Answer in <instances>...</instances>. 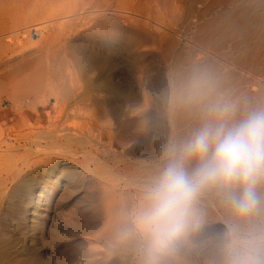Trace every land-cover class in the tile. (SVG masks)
Returning <instances> with one entry per match:
<instances>
[{"label": "rangeland", "instance_id": "1", "mask_svg": "<svg viewBox=\"0 0 264 264\" xmlns=\"http://www.w3.org/2000/svg\"><path fill=\"white\" fill-rule=\"evenodd\" d=\"M59 3L0 0V264H135L131 250L115 245V225L165 146L200 124L197 108L173 100V85L206 70L221 93L264 103V0H135L139 22L69 13L74 1ZM169 30L184 36L186 51L219 54L176 66L170 79ZM232 55L250 63L237 71L238 89L229 81ZM203 207L210 235L222 210L210 195ZM186 264L205 257L192 251Z\"/></svg>", "mask_w": 264, "mask_h": 264}, {"label": "clouds", "instance_id": "2", "mask_svg": "<svg viewBox=\"0 0 264 264\" xmlns=\"http://www.w3.org/2000/svg\"><path fill=\"white\" fill-rule=\"evenodd\" d=\"M173 100L197 108L200 124L165 146L118 219L115 245L131 250L135 264H186L192 251L205 264H264V103L221 93L206 70L175 83ZM209 195L222 214L206 235Z\"/></svg>", "mask_w": 264, "mask_h": 264}, {"label": "bare ground", "instance_id": "3", "mask_svg": "<svg viewBox=\"0 0 264 264\" xmlns=\"http://www.w3.org/2000/svg\"><path fill=\"white\" fill-rule=\"evenodd\" d=\"M61 1V3L64 1H62V0H60ZM65 1H67V0H65ZM73 1H74V5H75V8L73 7V9L74 10H71V9H68L69 7H67V11L69 12V13H71L72 11L74 12V14H75V12L77 11V12H79L78 10H83L84 12H86L87 14H88V16L90 15V16H93V17H96V18H101V17H103V16H105V15H107L106 13L108 12V11H110L111 13H113V14H116V16L117 17H119V15L120 16H122L123 15V18L125 17V19L126 18H129V19H133V20H136V22H139V21H141V20H139L140 19V15H139V13L137 12V11H134V7H135V5H136V3H135V0H134V2L131 0V2H129V4H128V8H126V7H120L121 6V4H120V6H116L114 3H116V1L117 0H72V3H73ZM126 1V0H125ZM120 2V1H119ZM122 2V1H121ZM123 2H124V0H123ZM61 3H59L58 4V6L61 4ZM66 3V2H65ZM68 4H69V2H67ZM71 3V2H70ZM148 3V2H147ZM79 4V5H78ZM153 4V3H152ZM23 5H24V3H23ZM61 5H63V4H61ZM125 5H127V4H125ZM124 5V6H125ZM25 6V5H24ZM130 6V7H129ZM29 7V6H28ZM60 7V6H59ZM62 7V6H61ZM66 7V6H65ZM77 7H78V9H77ZM114 8V9H111V8ZM63 8V7H62ZM136 8V7H135ZM137 8H139V7H137ZM124 9V10H123ZM66 10V9H65ZM70 10V11H69ZM122 10V11H121ZM141 10V9H140ZM142 10H143V8H142ZM61 11V10H60ZM67 11H65L66 13L65 14H69ZM57 12H58V10H57ZM76 12V13H77ZM149 12V11H148ZM63 13V12H62ZM64 14V13H63ZM73 13H72V15H74ZM111 15V14H110ZM115 16V17H116ZM143 17V16H142ZM104 18H106V16L104 17ZM151 18V17H150ZM163 18V17H162ZM93 19V18H92ZM103 19V18H102ZM109 19V18H108ZM131 21V20H130ZM131 24H132V22H131ZM133 24H134V22H133ZM245 24V23H244ZM141 29V28H140ZM244 29H245V26H244ZM254 30V29H253ZM170 31V30H169ZM106 32V31H105ZM225 33V32H224ZM223 33V34H224ZM98 34V33H97ZM231 34V33H230ZM229 34V35H230ZM2 35H3V33H1L0 34V44L3 42V39L1 38L2 37ZM235 35V34H234ZM167 36V40H166V42H165V46H164V52H163V57H164V61H165V67H166V71H167V74H168V76H169V78L170 79H172L173 77H172V75H173V73H174V71H175V67L176 66H185V65H187V62H192L193 61V59L195 58V57H200V58H198L197 60H196V63H201V62H203V61H208V59H212L213 60V58H214V56H215V54H219L217 51H214V50H210L208 47H206V46H197V48H194V47H192V48H194V49H191L190 48V50L188 51H186L185 49H187V44L186 43H184V36L183 35H178L177 33H174V32H171L170 31V33L168 34V35H166ZM232 36V35H231ZM244 36H245V34H244ZM190 37V36H189ZM230 37V36H229ZM232 37H234V36H232ZM241 37V36H240ZM246 37V36H245ZM262 37V35L260 36V40L262 39L261 38ZM232 39V38H231ZM231 39H229L230 41H231ZM238 39V38H237ZM241 39H243V38H241ZM253 39V38H252ZM164 40H165V38H164ZM245 40H247V39H245ZM234 41V40H233ZM233 41H231V42H233ZM160 42V41H159ZM190 42V41H189ZM251 42V41H250ZM255 42V41H254ZM190 44V43H189ZM215 44H216V42H215ZM243 44V43H242ZM250 44V43H249ZM191 45V44H190ZM238 45V44H237ZM236 45V46H237ZM251 45V44H250ZM260 45V44H259ZM245 46V45H244ZM156 47V46H155ZM238 47V46H237ZM250 47V46H249ZM249 47H247L248 49H249ZM153 48V47H152ZM160 48H161V46H160ZM163 48V47H162ZM243 48V47H242ZM247 48H246V50H247ZM154 49V48H153ZM156 49V48H155ZM241 49V48H240ZM250 49H252V47L250 48ZM160 50V49H159ZM236 50V49H235ZM253 50V49H252ZM242 51V50H241ZM236 52H237V50H236ZM248 52V51H247ZM230 53H231V51H230ZM230 53H229V55H230ZM249 53V52H248ZM216 55V56H217ZM234 55V54H233ZM233 55L231 56V58H230V56H229V81H230V85L232 86V88L233 89H235V88H237L238 89V86H239V84H235V77H236V74H237V71H239V73H241V72H247V71H249V67H248V64H250L249 63V60H248V57L247 56H243V59L242 60H239V59H236V58H234L233 57ZM254 55V54H253ZM139 56H140V54H139ZM202 56V57H201ZM236 57V56H235ZM255 57V56H254ZM133 58V57H132ZM141 58V57H140ZM139 58V59H140ZM225 59V58H224ZM252 59V58H251ZM147 60V59H146ZM145 60V61H146ZM143 61V60H142ZM147 62V61H146ZM188 63V64H189ZM194 63V62H193ZM225 65V64H224ZM256 65V64H255ZM186 67V66H185ZM208 67H209V65H208ZM220 67V66H219ZM222 68H227V66H222ZM140 71V70H139ZM222 71H223V69H222ZM188 72V71H187ZM244 72V73H245ZM252 73V72H251ZM180 74H181V72H180ZM222 74V73H221ZM242 74V73H241ZM245 75V74H244ZM179 76V75H178ZM254 76V75H253ZM239 77V76H238ZM262 78H264V77H262ZM25 79L26 78H19L18 79V81H17V84H21V83H23L22 81H25ZM46 79V80H45ZM241 79V78H240ZM243 79V78H242ZM248 79H250L249 77L247 78V83H248ZM34 80H36L37 82L39 81V84H42V85H44L42 82H47L48 83V79L44 76H38L37 78L35 77L34 78ZM71 80V79H70ZM239 80V79H238ZM246 80V79H245ZM245 80H243V81H245ZM27 81H29V80H27ZM35 81V82H36ZM172 81V80H171ZM241 81V80H240ZM31 83H33L32 81H30L29 83H28V87L27 88H29V91L28 92H30V94L32 95V96H35V94H36V92L38 91L39 92V87H37V86H35V85H33V86H29V84H31ZM242 83V82H241ZM244 84V83H243ZM49 85V84H48ZM48 85H46V87L48 86ZM59 85V84H58ZM246 86H247V84H245ZM245 85H244V89H245ZM251 88V87H250ZM247 89V88H246ZM259 90V89H258ZM235 92V91H234ZM55 93H57V92H55ZM231 93H232V89H231ZM239 93V92H238ZM262 93H264V92H262ZM38 94V93H37ZM236 94V93H235ZM59 95V94H58ZM237 96V95H236ZM239 96V95H238ZM237 96V97H238ZM59 97V96H58ZM234 97V96H233ZM236 97V98H237ZM33 99H35V97H32ZM241 98H243V97H241ZM240 98V99H241ZM55 99H56V95H55ZM62 99H63V97H62ZM32 101V100H31ZM255 101V100H254ZM261 101H264V95H262V98H261ZM195 116V115H194ZM193 118V117H192ZM54 119H55V116H54ZM57 119H59L58 117H56V120ZM173 127V125L171 126V128ZM59 129V128H58ZM60 131V130H59ZM65 131V129H62L60 132L62 133V132H64ZM67 131V130H66ZM172 131H173V129H172ZM1 135V134H0ZM68 135V134H67ZM62 137H66V135L65 134H61V135H59L58 136V138H62ZM73 139V138H72ZM68 140V139H67ZM78 140V139H77ZM17 141V140H16ZM71 141V140H70ZM2 142H3V140H2ZM1 142V143H2ZM0 143V144H1ZM3 144V143H2ZM7 145H6V147L8 148V149H11V148H13V146L12 145H10V144H8V143H6Z\"/></svg>", "mask_w": 264, "mask_h": 264}]
</instances>
